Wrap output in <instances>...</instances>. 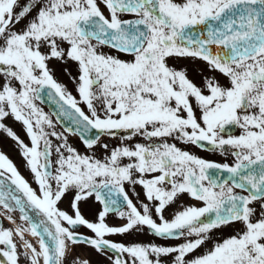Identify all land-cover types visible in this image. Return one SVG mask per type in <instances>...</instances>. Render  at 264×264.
Instances as JSON below:
<instances>
[{"label": "snow or ice", "instance_id": "snow-or-ice-1", "mask_svg": "<svg viewBox=\"0 0 264 264\" xmlns=\"http://www.w3.org/2000/svg\"><path fill=\"white\" fill-rule=\"evenodd\" d=\"M0 136V264H264V0H0Z\"/></svg>", "mask_w": 264, "mask_h": 264}, {"label": "rangeland", "instance_id": "rangeland-1", "mask_svg": "<svg viewBox=\"0 0 264 264\" xmlns=\"http://www.w3.org/2000/svg\"><path fill=\"white\" fill-rule=\"evenodd\" d=\"M56 78L58 80H60L62 83H65L67 84V77H66V73H61L59 70H57L56 72ZM68 88L69 90L72 89V85L71 83L69 82V78H68ZM39 107L42 108V106L40 104H38ZM43 109V108H42ZM44 110V109H43ZM45 111V110H44ZM6 123L8 124H12L11 121H7ZM58 130H59V127H58ZM15 131H17L18 133L20 132V128L19 126H15ZM21 135V138H23V133H20ZM27 142V141H26ZM70 142L73 144V146H75L78 150L81 151V153L84 152V149H83V146H80L79 145V142L78 141H73L71 138H70ZM0 150L6 152L8 154V156L10 157V159L13 160V162L16 164V166L18 167V170L21 172V174L29 180V182L31 183V177H30V174L29 172L27 171V168L26 166L24 165L23 161H22V158L18 155L17 151L15 150V147H14V144L13 142L7 140V139H3L2 136H0ZM193 151H196L194 149H192ZM190 150V151H192ZM197 152V151H196ZM33 187H35V185L33 184ZM88 216L89 218H93L92 214L90 212H88ZM0 217L3 219V227L4 228H7V229H11V228H15L16 225L10 223L8 220L4 219V217L2 215H0ZM17 223H19V220L17 219ZM25 239L28 240L29 242L33 243L31 241V239L28 237V235L26 234L25 235ZM16 243L18 245V250L20 252H23V248H22V245L19 241V239L17 238L16 240ZM34 244V243H33ZM79 257L81 260L83 259H89L93 262L96 261L97 257L92 254L91 252L89 251H86V250H82L80 247H77L76 249V253L75 255L73 254H70L68 256V261H69V264H71V262L76 258V257ZM19 264H29V261L27 259H25V257L23 255L20 256V259H19Z\"/></svg>", "mask_w": 264, "mask_h": 264}, {"label": "flooded vegetation", "instance_id": "flooded-vegetation-1", "mask_svg": "<svg viewBox=\"0 0 264 264\" xmlns=\"http://www.w3.org/2000/svg\"><path fill=\"white\" fill-rule=\"evenodd\" d=\"M22 2H24V0H22ZM67 85H68V76H67ZM237 134H238V132H237ZM112 143L115 144V143H117V141H112ZM80 145H82V144L80 143ZM189 149H192V147L188 148L187 150H189ZM194 155H197L198 157H200L199 154H194ZM200 158L204 159V157H200ZM208 161L217 162V163H225V162L230 163V162H231V158H229V159L226 160L225 157H223V156L220 155V156L210 157V158L208 159ZM186 202H187V201H186ZM65 206H66V205H62V207H65ZM85 215H87V212L85 213ZM108 222H109L110 224H112V225H117V224H119V221L116 219L115 216H110V217L108 218ZM81 231H84V230L82 229Z\"/></svg>", "mask_w": 264, "mask_h": 264}, {"label": "bare ground", "instance_id": "bare-ground-1", "mask_svg": "<svg viewBox=\"0 0 264 264\" xmlns=\"http://www.w3.org/2000/svg\"><path fill=\"white\" fill-rule=\"evenodd\" d=\"M13 215L18 217L17 214H13ZM28 237L31 239V241L34 243V245H36V240L33 237H31L30 235H28ZM36 246L38 247V245H36Z\"/></svg>", "mask_w": 264, "mask_h": 264}, {"label": "water", "instance_id": "water-1", "mask_svg": "<svg viewBox=\"0 0 264 264\" xmlns=\"http://www.w3.org/2000/svg\"><path fill=\"white\" fill-rule=\"evenodd\" d=\"M46 103V102H45ZM47 104V103H46ZM48 105V107L52 110V106H50L49 104H47Z\"/></svg>", "mask_w": 264, "mask_h": 264}]
</instances>
